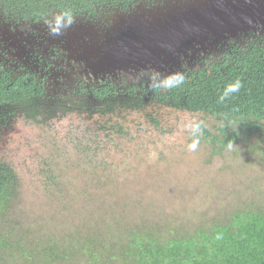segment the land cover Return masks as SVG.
<instances>
[{
  "label": "trees",
  "instance_id": "trees-1",
  "mask_svg": "<svg viewBox=\"0 0 264 264\" xmlns=\"http://www.w3.org/2000/svg\"><path fill=\"white\" fill-rule=\"evenodd\" d=\"M159 1L0 0V18L16 24H49L57 16L62 17L61 22H69L63 15L68 13L71 24L109 26L117 15L129 14L140 5L157 6ZM189 56L172 72L141 70L96 78L85 76L89 72H83V64L72 62L66 69L69 75L65 73L69 78L59 85L34 75L4 72L0 76V129L18 120L38 124L76 115L105 122L131 114L158 129L160 113L170 110L214 118L221 124L219 135L207 131L204 135L220 150L236 144L242 138L240 133L262 136L264 30L257 27L213 51ZM178 77H183L178 86L164 87L169 79ZM237 79L243 84L240 92L219 103L224 87ZM116 132L122 133V127ZM18 188L17 173L0 160V264H264L261 207L249 205L223 223L198 226L192 233L171 230L163 236L155 229L133 228L100 239L85 236L79 240L75 235L41 238L22 230L11 217Z\"/></svg>",
  "mask_w": 264,
  "mask_h": 264
},
{
  "label": "rangeland",
  "instance_id": "rangeland-1",
  "mask_svg": "<svg viewBox=\"0 0 264 264\" xmlns=\"http://www.w3.org/2000/svg\"><path fill=\"white\" fill-rule=\"evenodd\" d=\"M72 62L59 66L66 71ZM160 114L158 129L138 114L105 122L76 115L18 120L0 129V160L19 179L12 219L37 237L80 240L133 228L192 233L249 205L264 208V134L240 133L236 144L220 150L204 135H219L214 118ZM193 122H202L195 151L188 147Z\"/></svg>",
  "mask_w": 264,
  "mask_h": 264
},
{
  "label": "water",
  "instance_id": "water-1",
  "mask_svg": "<svg viewBox=\"0 0 264 264\" xmlns=\"http://www.w3.org/2000/svg\"><path fill=\"white\" fill-rule=\"evenodd\" d=\"M264 30V0H160L117 15L110 28L83 24L57 34L64 51L94 78L143 70L172 72L182 59Z\"/></svg>",
  "mask_w": 264,
  "mask_h": 264
},
{
  "label": "flooded vegetation",
  "instance_id": "flooded-vegetation-1",
  "mask_svg": "<svg viewBox=\"0 0 264 264\" xmlns=\"http://www.w3.org/2000/svg\"><path fill=\"white\" fill-rule=\"evenodd\" d=\"M86 24L101 30H106L111 25ZM79 25L83 24H71L68 21H63L57 27L56 21L49 24H16L0 20V28L2 29H0V76L4 72L12 71L20 75H34L41 81L49 82L50 85H52L51 83L61 84L60 81L69 77L60 74L62 71L64 74L67 72L59 64L60 62L67 63V59H71L69 53L64 51L65 40L57 37V34H66L69 29H74ZM72 61L74 64H79L77 61ZM65 65L72 66L71 64L70 66ZM148 71H152V69ZM67 74L69 75V73ZM118 74L122 73H117L115 76ZM85 76L89 75L85 74Z\"/></svg>",
  "mask_w": 264,
  "mask_h": 264
},
{
  "label": "clouds",
  "instance_id": "clouds-1",
  "mask_svg": "<svg viewBox=\"0 0 264 264\" xmlns=\"http://www.w3.org/2000/svg\"><path fill=\"white\" fill-rule=\"evenodd\" d=\"M64 16H68L69 23L71 22V17L68 13H64ZM56 25L59 27L61 25V16H57L56 18ZM55 31V29H54ZM183 82V77H178L175 81L169 79L164 87L170 88V87H176L180 83ZM243 87L242 82L237 79L234 82L228 83L224 89L221 95L219 96L218 102L219 103H224L226 100H228L230 97H232L234 94H237L240 92L241 88ZM191 129V134L195 138L191 144H189V149L191 151H195L198 147L199 144V136L202 134V122H193L192 124L189 125Z\"/></svg>",
  "mask_w": 264,
  "mask_h": 264
}]
</instances>
